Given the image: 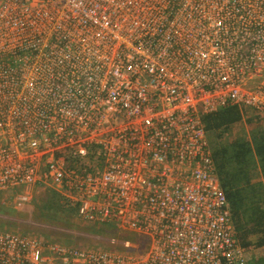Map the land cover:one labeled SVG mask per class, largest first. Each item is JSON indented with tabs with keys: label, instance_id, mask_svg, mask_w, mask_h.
<instances>
[{
	"label": "built area",
	"instance_id": "2783aa9c",
	"mask_svg": "<svg viewBox=\"0 0 264 264\" xmlns=\"http://www.w3.org/2000/svg\"><path fill=\"white\" fill-rule=\"evenodd\" d=\"M229 105L264 114V0H0V192L127 235L0 229V264H248L202 120Z\"/></svg>",
	"mask_w": 264,
	"mask_h": 264
},
{
	"label": "trees",
	"instance_id": "16d2710c",
	"mask_svg": "<svg viewBox=\"0 0 264 264\" xmlns=\"http://www.w3.org/2000/svg\"><path fill=\"white\" fill-rule=\"evenodd\" d=\"M247 114V108L229 105L203 115L202 120L237 237L243 246L251 248L248 264H264V130L258 125L254 127L252 137L240 135ZM248 122L251 124V119ZM89 157V161L83 162L93 165L91 155ZM13 194L5 195L13 197ZM60 197L54 190L44 206H49L56 217L65 218L64 223L69 224L67 219L78 216L77 209L61 197L62 203ZM2 210L1 205L0 212ZM97 226L104 228V233L117 236L113 227L103 224ZM120 236L127 237L126 234Z\"/></svg>",
	"mask_w": 264,
	"mask_h": 264
},
{
	"label": "rangeland",
	"instance_id": "374dc122",
	"mask_svg": "<svg viewBox=\"0 0 264 264\" xmlns=\"http://www.w3.org/2000/svg\"><path fill=\"white\" fill-rule=\"evenodd\" d=\"M248 110L249 114L245 115V121L239 134L252 137L254 127L261 125V129L264 130V114ZM248 119H251V124H249ZM22 191L23 188L18 186L1 192L0 195L3 196L0 197V206L2 205L3 210L0 212V229L33 235L44 240L61 241L63 239L62 242L68 244L113 248L114 245L107 239L112 236L116 237L114 234L104 233L102 230L104 228L101 229L93 223H86L78 216L67 219L69 224H65V218L56 217L49 206H44L46 199L54 191L52 188L38 187L32 189V200L29 202H23L17 198L18 192ZM6 193L16 194L10 197L5 195ZM59 200L63 203L61 197ZM96 228L98 231H95ZM115 233L117 237L121 235L117 231Z\"/></svg>",
	"mask_w": 264,
	"mask_h": 264
}]
</instances>
